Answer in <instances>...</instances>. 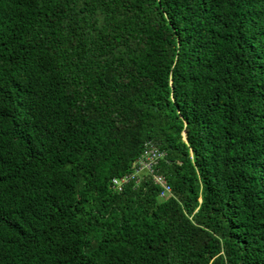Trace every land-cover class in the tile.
<instances>
[{"label":"trees","instance_id":"1","mask_svg":"<svg viewBox=\"0 0 264 264\" xmlns=\"http://www.w3.org/2000/svg\"><path fill=\"white\" fill-rule=\"evenodd\" d=\"M0 264H264V0H0Z\"/></svg>","mask_w":264,"mask_h":264},{"label":"built area","instance_id":"2","mask_svg":"<svg viewBox=\"0 0 264 264\" xmlns=\"http://www.w3.org/2000/svg\"><path fill=\"white\" fill-rule=\"evenodd\" d=\"M160 157L159 151L157 149L148 150L144 153L143 157L140 159L138 165L134 167L133 173L130 175L126 174L121 178H115L112 180L113 186L117 191H120L124 185L129 184L132 180L140 183L141 178L139 174L142 170H147L151 174L154 173V166L157 165V158ZM156 178L157 183L162 186H165V190L161 194V198H166L170 194V188L166 186V181L161 176H157V174L153 175Z\"/></svg>","mask_w":264,"mask_h":264},{"label":"clouds","instance_id":"3","mask_svg":"<svg viewBox=\"0 0 264 264\" xmlns=\"http://www.w3.org/2000/svg\"><path fill=\"white\" fill-rule=\"evenodd\" d=\"M148 146H151V149L152 150H154V149H157L156 147H153L151 144H149ZM158 150V149H157ZM143 157V155L133 164V168H132V172H130V173H133V171H134V167H136L137 165H138V163H139V161H140V159ZM156 166V165H155ZM129 174V173H128ZM157 176H161L162 178H164L165 179V181H166V186H168L169 188H170V186L168 185V183H167V179L165 178V176H163V175H161V174H157ZM139 177L141 178V181H142V175H140L139 174ZM120 178V177H119ZM157 178V177H156ZM156 178H154V181L157 183V180H156ZM115 179V178H114ZM140 181V182H141ZM134 183H138V182H136V181H134ZM157 184H159V183H157ZM160 185V184H159ZM164 187V189H163V191L165 190V186H163ZM162 194V193H161ZM171 195V188H170V194L166 197V198H161V195H160V198L161 199H163V200H165V199H167L169 196Z\"/></svg>","mask_w":264,"mask_h":264},{"label":"rangeland","instance_id":"4","mask_svg":"<svg viewBox=\"0 0 264 264\" xmlns=\"http://www.w3.org/2000/svg\"><path fill=\"white\" fill-rule=\"evenodd\" d=\"M161 200H163V199H161Z\"/></svg>","mask_w":264,"mask_h":264}]
</instances>
